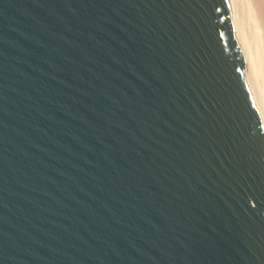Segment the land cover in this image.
I'll list each match as a JSON object with an SVG mask.
<instances>
[{"label":"water","instance_id":"obj_1","mask_svg":"<svg viewBox=\"0 0 264 264\" xmlns=\"http://www.w3.org/2000/svg\"><path fill=\"white\" fill-rule=\"evenodd\" d=\"M0 264H264L229 0H0Z\"/></svg>","mask_w":264,"mask_h":264},{"label":"bare ground","instance_id":"obj_2","mask_svg":"<svg viewBox=\"0 0 264 264\" xmlns=\"http://www.w3.org/2000/svg\"><path fill=\"white\" fill-rule=\"evenodd\" d=\"M235 41L264 129V0H229Z\"/></svg>","mask_w":264,"mask_h":264}]
</instances>
